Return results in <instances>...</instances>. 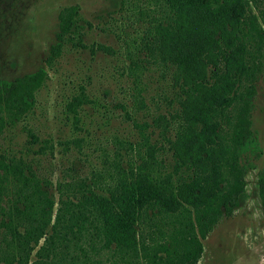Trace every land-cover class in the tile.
Wrapping results in <instances>:
<instances>
[{
  "label": "rangeland",
  "instance_id": "obj_1",
  "mask_svg": "<svg viewBox=\"0 0 264 264\" xmlns=\"http://www.w3.org/2000/svg\"><path fill=\"white\" fill-rule=\"evenodd\" d=\"M73 3L90 25L80 43H66L47 69L32 110L3 130L0 157L23 159L55 201L58 183L71 184L62 186L65 192L77 185L100 191L117 166L135 171L144 153L156 169L171 174L175 190H184L183 182H204L213 162L226 158V143L209 142L229 130L232 109L220 108L218 102L244 85V75L239 81L235 77L239 40L243 28L255 20V10L244 3L236 23L201 13L189 19L170 15L174 25L193 21L199 33L210 23L206 34L195 36L190 49L195 62L185 68L178 61L180 54L172 59L174 54L167 51L172 40L151 43L154 30L166 26L165 0H129L124 6L120 0H0V79L43 66L56 12ZM174 45L181 53V40ZM213 63L225 72L224 79L210 81ZM194 82L203 87L187 96L185 90ZM255 86L251 129L261 155L245 175V189L232 216H222L201 241L196 264H264V209L255 186L256 172L264 166V73ZM74 95L87 103L77 109L79 121L72 125L62 110ZM204 156L200 166L189 163V158ZM185 206L192 216V207Z\"/></svg>",
  "mask_w": 264,
  "mask_h": 264
},
{
  "label": "trees",
  "instance_id": "obj_2",
  "mask_svg": "<svg viewBox=\"0 0 264 264\" xmlns=\"http://www.w3.org/2000/svg\"><path fill=\"white\" fill-rule=\"evenodd\" d=\"M127 2L120 0V6ZM244 3L256 12L255 20L243 28L239 40L241 58L235 77L239 81L238 77L244 75V85L219 99L220 108L231 107L232 121L227 134L209 142L217 145L221 139L226 143L225 160L213 162L204 182H183L184 190L178 191L171 174L156 169L155 161L144 153L139 157L143 163L136 165L135 171L132 166L128 170L117 166L100 191L77 185L65 192L62 186L69 188L71 184L58 183L55 201L23 159L1 156L0 264L197 263L203 251L201 241L222 216H232L245 189V175L255 168L253 160L261 155L251 129V112L255 83L264 73V0H165L169 11L166 26L154 30L151 42L157 45L172 40L171 46H165L167 51L174 54L172 59L180 54L178 61L188 68L195 62L191 52L195 36L206 34L210 23L199 33L193 21L174 25L170 15L189 19L201 13L209 19L227 18L236 23ZM55 18L53 40L47 46L43 66L12 79H0V135L32 110L35 92L47 79V69L66 43L75 44V39L80 43L85 26L90 25L76 3L58 8ZM175 40L182 42L181 53L176 51ZM131 65L135 66L133 62ZM225 77V72L213 63L210 81ZM202 87V83L194 82L185 93L191 96ZM84 103L87 100L81 96H72L64 104V120L77 124V109ZM128 147L132 151L130 142ZM206 152L209 158L210 151ZM205 156L189 158V163L200 166ZM255 186L264 209V166L256 172ZM185 205L192 207V216ZM137 223L140 228H136Z\"/></svg>",
  "mask_w": 264,
  "mask_h": 264
}]
</instances>
